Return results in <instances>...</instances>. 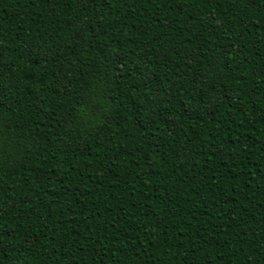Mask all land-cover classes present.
Wrapping results in <instances>:
<instances>
[{"label": "trees", "instance_id": "trees-1", "mask_svg": "<svg viewBox=\"0 0 264 264\" xmlns=\"http://www.w3.org/2000/svg\"><path fill=\"white\" fill-rule=\"evenodd\" d=\"M0 264H264V0H0Z\"/></svg>", "mask_w": 264, "mask_h": 264}]
</instances>
